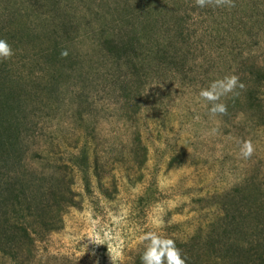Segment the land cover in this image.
Returning a JSON list of instances; mask_svg holds the SVG:
<instances>
[{"label": "rangeland", "instance_id": "rangeland-1", "mask_svg": "<svg viewBox=\"0 0 264 264\" xmlns=\"http://www.w3.org/2000/svg\"><path fill=\"white\" fill-rule=\"evenodd\" d=\"M247 1L238 0L231 9L214 8L213 16L228 24L236 19L235 25L245 34L243 46L263 49L264 35H247L256 30L248 27L249 13L243 9ZM164 2L150 0L152 7L161 8ZM135 3L0 0V39L15 53L1 64L32 97L26 105L33 129L31 147L43 156L53 153L69 166L67 173L42 157L36 169L63 178L64 190H70L68 196L74 199L58 217L61 228L30 248L31 264H112L110 256L121 247L123 259L116 264H134L144 249L139 239L144 232L186 241L218 215L229 191H264V92L257 98L262 113L257 101L239 92L222 98L227 115L211 116V105L206 106L198 93L224 77V68L199 52L207 48L208 39L198 38L203 21L192 10L194 2L187 5L186 14L180 12L167 23L163 21L168 15L159 17L152 29L148 17L143 16L142 29L134 22ZM159 10L152 16L148 11L151 20ZM19 16L33 41L19 36ZM178 16L184 32L195 36L190 45L196 47L188 61L178 58L184 63L180 70L149 56L147 43L150 36L174 25ZM116 23H121L122 36H131L134 29L143 32L138 60L116 65L104 58L98 41L113 39L110 31ZM45 34L55 37L72 56L57 82L40 56L48 44L36 43V37ZM225 43L219 40L216 45L222 48ZM134 61L137 75L130 68ZM246 139L252 140L256 151L243 160L239 149ZM157 220L163 221L162 226ZM97 236L102 244H97ZM0 264L12 263L0 256Z\"/></svg>", "mask_w": 264, "mask_h": 264}, {"label": "trees", "instance_id": "trees-1", "mask_svg": "<svg viewBox=\"0 0 264 264\" xmlns=\"http://www.w3.org/2000/svg\"><path fill=\"white\" fill-rule=\"evenodd\" d=\"M164 1L160 8L157 5L152 7L150 0H136V13H132L136 25L142 29L144 16L149 18V23L152 21V29L159 17L168 15L163 21L167 23L170 17L175 19L177 14L180 16V12L186 14L187 5L194 2ZM234 3L237 6L238 0H234ZM150 8L154 11L160 9L152 20L150 12L152 16L153 10ZM195 8L194 5L192 10L203 21L200 23L203 27L198 32V38L200 41L208 39L207 48L199 49L202 54L204 52L202 58L217 64L220 69L224 68V75L239 76L245 88L238 91L245 93L249 100L257 101L255 106L262 113L263 105L257 98L258 94L262 95L264 92V48L251 49L243 46L245 41L241 39L245 38V34L235 25L236 19L230 20L229 24L226 20L218 22L213 16L214 7ZM146 9L150 12L145 11ZM243 9L245 13H249L246 18L251 22L249 30L256 27L253 33L247 35L261 38L264 35V0H249L244 3ZM178 17L174 25L164 29L161 35L150 36L147 43L151 50L149 56L161 59L165 64L180 70L184 63L179 60L184 58L188 61V56L196 52V47L190 45V42H195V36L190 37L184 32V21ZM192 22L199 23L198 17H192ZM21 23L19 16V36L33 41L34 37L30 39V33ZM120 27L121 23H116L110 31L113 39L100 38L97 44L104 58H109L116 65L121 60H138L139 48L143 47L142 37L139 36L143 32L134 29L132 35L127 34L128 37L125 38L126 36L119 34ZM36 40V43L48 44L49 48L43 49L40 56H43L42 61L50 68L47 73L51 80L57 82L62 77L64 65L72 60V56L67 52L66 57H61V52L67 49L61 42H56L53 36L38 35ZM219 40L226 42L224 47L216 45ZM240 42L243 43L240 45ZM248 43L246 41V45ZM133 67L134 75H137L135 61L130 68ZM120 88L125 91L126 86ZM123 96L129 98L125 92ZM29 98H32L30 92L22 82L0 62V256L10 260L12 264H31L30 248L46 235L61 228L60 214L73 206L74 202L68 196L70 190H64L63 178L38 172L36 169L35 164L44 161L42 157L47 163L54 164V168L60 170L62 167L67 173L69 166L58 162L53 153L43 156L39 149H32L33 129L26 108ZM224 199L222 208L212 221L196 230L188 240L175 241L186 257L187 264H264V191L236 188L226 193ZM143 251L141 249L138 252L134 264H141Z\"/></svg>", "mask_w": 264, "mask_h": 264}, {"label": "clouds", "instance_id": "clouds-1", "mask_svg": "<svg viewBox=\"0 0 264 264\" xmlns=\"http://www.w3.org/2000/svg\"><path fill=\"white\" fill-rule=\"evenodd\" d=\"M194 5L198 8L214 7L231 9L235 7L234 0H194ZM12 46L5 40L0 39V62L8 61L14 56ZM67 51L61 52V57H66ZM245 85L235 74L225 75L222 78L213 80L206 88H201L198 96L201 100L210 104L209 114L213 117L227 115V105L222 102V98L231 95H239L238 90H243ZM256 151L251 139L240 142L239 155L243 160L251 159ZM157 224H163L162 220H157ZM107 235V233H106ZM140 242L144 244V251L141 256V264H187L186 257L182 255L181 249L176 246L173 239L166 238L156 231L144 232L140 237ZM97 244H102L103 239L96 237ZM112 252V246L109 245ZM112 264L123 259V249H117L110 256Z\"/></svg>", "mask_w": 264, "mask_h": 264}]
</instances>
